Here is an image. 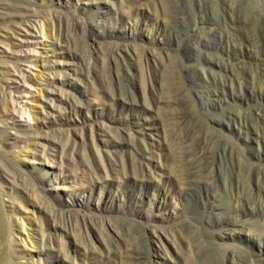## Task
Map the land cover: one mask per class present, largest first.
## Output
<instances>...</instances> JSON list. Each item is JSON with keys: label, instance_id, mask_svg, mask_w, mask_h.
Returning a JSON list of instances; mask_svg holds the SVG:
<instances>
[{"label": "rangeland", "instance_id": "obj_1", "mask_svg": "<svg viewBox=\"0 0 264 264\" xmlns=\"http://www.w3.org/2000/svg\"><path fill=\"white\" fill-rule=\"evenodd\" d=\"M263 235L264 0H0V264H264Z\"/></svg>", "mask_w": 264, "mask_h": 264}, {"label": "bare ground", "instance_id": "obj_2", "mask_svg": "<svg viewBox=\"0 0 264 264\" xmlns=\"http://www.w3.org/2000/svg\"><path fill=\"white\" fill-rule=\"evenodd\" d=\"M33 28V27H31ZM24 34L20 37L17 38V42L18 45L20 48L25 46L24 43H28V37L26 35H28V29H25L24 30ZM208 34H204L203 36H206ZM196 36V35H195ZM6 37V35H5ZM194 39V37H191ZM204 40L203 39H199L197 40V43L200 45H203L205 44V42H203ZM203 42V43H202ZM7 51V50H5ZM2 52V51H1ZM15 55V58L17 61L19 62H28V53H24V54H13ZM207 59V61H211L209 58H205ZM184 77H186V79L190 82V81H193L195 83H198L200 84V82H202V77L200 75V73L194 71V70H190V71H187V72H183L182 74ZM185 79V78H184ZM13 83V86H12V90H14L15 92H20L21 93V96H26L28 95L29 91L24 89L23 87L24 86H20V84L18 82H14L15 79L12 80ZM209 86L212 85L215 87L214 90H211L210 87H206V90L204 92V94H199V93H196V96L197 97H206L210 102L212 101H218L220 100V97H221V90H222V86H223V83L221 82H217L215 81L214 78L210 77L209 78ZM207 84H205L204 86H206ZM224 91V90H223ZM223 100V99H222ZM219 102V101H218ZM208 104V103H207ZM15 108H14V112L13 114L15 116L11 117V119L13 120V123H15L16 121L18 120H21V118L24 116V108L23 106L19 105L18 102L15 101ZM209 105V104H208ZM18 106V107H17ZM211 106H213V103L211 104ZM214 109V108H213ZM216 109V108H215ZM26 111V110H25ZM183 112V111H182ZM177 113V112H176ZM179 114V113H178ZM217 114V113H216ZM174 118H176V114H174ZM30 118V117H29ZM17 119V120H16ZM179 119V118H178ZM180 120V119H179ZM211 123H221V120L217 119V118H212L211 119ZM189 143V142H188ZM183 144V143H182ZM193 144V143H192ZM192 144H187V145H184L182 148H183V154L185 155V159L183 160V168H184V171H185V175L187 177H189V180H190V189H193L195 187H205V182L202 181V180H197L195 177H194V174H195V168L197 167L198 163L203 160V159H206L208 157V154L209 152L207 150H205L204 148H201V147H198L197 145H192ZM190 174H191V177H190ZM245 208V207H244ZM245 210V209H244ZM243 211V209H242ZM237 213V212H236ZM239 215V214H238ZM245 215V214H244ZM218 223V222H217ZM220 224V223H219ZM261 239H263V244H264V235L263 237H261ZM137 262H141L140 258H141V255L138 254V253H129ZM129 255V256H130ZM131 257V258H132Z\"/></svg>", "mask_w": 264, "mask_h": 264}]
</instances>
